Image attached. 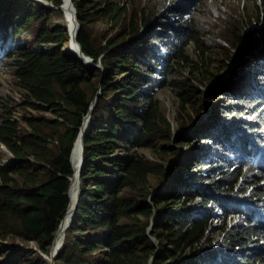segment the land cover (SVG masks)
Segmentation results:
<instances>
[{
	"label": "trees",
	"instance_id": "1",
	"mask_svg": "<svg viewBox=\"0 0 264 264\" xmlns=\"http://www.w3.org/2000/svg\"><path fill=\"white\" fill-rule=\"evenodd\" d=\"M49 1L55 7L0 0V51L22 52L15 76L27 102L57 113L53 120L24 115L31 127L24 132L11 115L0 123V139L19 157L0 168V240L11 241V251L0 247V264H50L30 241L50 254L71 202L72 148L100 87L84 139L82 195L56 264H264V0H253L256 19L244 7L245 19L224 11L222 28L189 16L199 0H159L156 11L133 13L128 0H73L77 40L105 73L67 53L64 0ZM215 33L226 44L214 42ZM45 42L54 45L41 49ZM219 49L223 62L214 71ZM160 68L157 86L152 75ZM168 86L182 109L196 110L179 123L184 149L163 143L175 131L156 89ZM167 175L164 192H154Z\"/></svg>",
	"mask_w": 264,
	"mask_h": 264
},
{
	"label": "rangeland",
	"instance_id": "2",
	"mask_svg": "<svg viewBox=\"0 0 264 264\" xmlns=\"http://www.w3.org/2000/svg\"><path fill=\"white\" fill-rule=\"evenodd\" d=\"M38 2H40V1H38ZM128 2H129V4H128V7H129L128 12L129 13H133L135 11H140L143 9H151V11H156V9L158 8L156 0H128ZM192 3H194V0H185V2H184V4H192ZM241 4H243V5H241ZM73 6L78 10V8L74 4V2L71 0H69L68 6L64 5V11H65L64 13H66L65 17L68 21L67 24H69L70 21L67 18L66 8H68V12H71V9ZM241 7H244V9L245 8L249 9L251 14L254 16V19H256L257 8L254 6L253 0H232L231 3H229L228 0H199L194 5L193 17H197L199 19L204 20L206 23H208L209 25H212L214 28H219V27L222 28L224 26L226 20H227V18H226L227 14L224 11L233 12V14L236 16L237 19H245L246 18L245 13L244 14L239 13V9ZM73 12H74V10H73ZM57 20H60V19L58 18ZM64 22L65 21L63 20V23ZM106 24H107V21H103V23H96L95 28L97 29V28L104 27ZM70 27H71V25H70ZM203 27H204V24L202 23V28ZM232 27H233V24L232 25H230V24L226 25V29L230 30V29H232ZM108 30H110V29H108ZM108 35H110V34H108ZM212 40L214 42L222 43L221 45L226 44V40L224 39V37L221 34L215 33ZM27 43L30 44V41H27ZM70 48H71L70 46L69 47L65 46V49H67V50H69ZM190 52L193 53L192 47L190 48ZM218 52H219V55H217L216 57H217V59H219L221 61H218L214 64V66H213L214 71H215L216 67L219 68V66L223 62V60H222L223 59L222 49H219ZM11 62H12V59L7 58V60L4 63V66L0 70V82H1L0 91L3 95L9 96V97H14L16 95L22 94L21 101L17 100L18 102L21 103L22 101H24L25 94H24V91H21V90L16 88V80H15V77L13 75L14 66ZM93 63L94 64H89V66H98L101 69L104 68L100 63H97L96 61H93ZM86 65H88V64H86ZM225 71H226V69L222 70L220 75H222L221 77L227 78L229 76V73H227ZM103 72H105L104 69H103ZM173 75L174 74H170L169 77L175 78V76H173ZM187 75L188 74L185 72V73H181L177 77L180 79H184ZM202 85H200V86L202 87ZM157 94L161 100L162 109L165 112V114L168 116L169 120L171 121V123L174 127V131H175L173 140L166 141L163 143H169L170 145H174L175 147H179L181 149H184L187 145L184 144L182 141L178 140V137H179V132H178L179 129L178 128L180 126L179 123H182V121H185V119L190 118V116L196 118L197 117L196 116V110L190 104H187L186 108L182 109L180 102H179V99L177 97V91H174L171 88V86H168L162 90H159ZM30 110H31V108L26 106L24 104V102H22L20 104V113L26 114ZM48 114L50 116H54L53 113H48ZM140 152L145 153L150 158L154 157L152 150L149 148H141ZM170 157H171V159L173 158L172 155H170ZM196 167H198V166H196ZM196 167H193L192 169L194 170ZM208 177H207V179H208ZM152 178H154V180H152L153 183L158 180V178H156L155 176H153ZM166 178H167V176H166ZM166 178L163 179L164 182H165ZM172 183L175 184L176 182H172ZM164 184H166V183H164ZM162 191H163V187L160 188V192H162ZM74 208H73L72 213L69 217L70 219L73 216ZM66 230H67V226L63 230L64 236L66 234ZM78 233H83V232L78 231ZM84 234H87V233L84 232ZM96 234L101 236L102 234H104V232L101 230H97ZM18 239H21V238L18 237ZM153 240L157 243V240L155 237H153ZM101 249H103V247ZM53 263L54 262H52V264ZM150 263H152V262L150 261Z\"/></svg>",
	"mask_w": 264,
	"mask_h": 264
},
{
	"label": "clouds",
	"instance_id": "3",
	"mask_svg": "<svg viewBox=\"0 0 264 264\" xmlns=\"http://www.w3.org/2000/svg\"><path fill=\"white\" fill-rule=\"evenodd\" d=\"M37 1H40V3H43V4H47L48 6H50L49 4H48V2L49 3H51L49 0H37ZM71 1H73V0H71ZM159 0H156V2H158ZM179 1H181V2H183V4H184V2H185V0H179ZM229 1V0H228ZM232 1V0H231ZM65 2H66V0H64V5H65ZM68 2H69V0H68ZM52 4V3H51ZM62 4V5H63ZM240 4V3H239ZM61 5V7L64 9V5L62 6ZM195 5V4H194ZM241 5H243V4H241ZM50 7H55L54 6V4H52ZM72 9L74 10V13H75V11H76V13H77V21H78V23L80 24V22H79V19H78V15H79V13H78V10L73 6L72 7ZM66 10H67V16H68V19H69V21L71 22L72 20L74 21V15L72 16L71 14H69V12H68V8H66ZM194 10V9H193ZM193 10H192V14H189V16H192L193 17ZM74 26H76L75 25V23L73 24V26L72 27H70V23L68 24V29H69V32H70V38H69V41H68V44H66V45H64V49H65V46H70L71 48H72V44L73 43H75L76 45H77V47H78V51H77V53L76 54H71L70 53V49L69 50H67V53L68 54H70V55H77L80 59H81V61L84 63V64H88V63H86V61L84 62V60L80 57V55H79V48H81V50L83 51V49H82V46H81V44H80V42L77 40V31L76 32H74V33H72L71 32V28L72 29H74ZM257 27H260V24H258V25H256ZM77 27V26H76ZM80 30H81V24H80ZM79 30V31H80ZM27 41H28V38H21L20 40H18V44L20 43V42H22V43H24V44H27ZM6 44V41H2V42H0V47L2 46H4ZM54 44L53 43H51V42H45V43H41V45H40V48L41 49H44V50H48V49H50L52 46H53ZM80 45V46H79ZM16 46H18V45H16ZM191 47H193V46H190L189 47V49L191 48ZM5 48H3L1 51H0V70L2 69V67L4 66V63H5V61L7 60V58H11L12 59V64H13V66H14V72H13V75H14V77H15V80H16V88L17 89H19V90H21V91H24V94H25V96H24V101H22V102H24V104L26 105V106H28V107H30L31 108V110L28 112V113H26V114H23V113H20V104L22 103H20V102H18V101H21V97H22V94H19V95H16V96H14V97H9V96H6V95H3L2 93H1V91H0V95L2 96V101L3 102H0V123L3 121V116L4 115H11L12 116V118L14 119V120H16L17 122H18V126H17V128H18V130H19V132H24L25 130H30L31 129V127H29L28 126V124H27V122L25 121V119H24V115H28V116H30V115H36V116H39L40 118H45V119H50V120H53V119H57L56 118V116H57V113L53 110V108L51 107V106H49V105H47L46 103L44 104V108L42 109V110H40V109H38V108H34L29 102H27V98H31L30 96H29V91H27V89L26 88H24L25 86H23V85H21V84H18V80H17V78H16V76H15V73H16V71L19 69V68H22L23 67V63L20 61L19 63H17V61H19V59H15V55H22V52L21 51H17V52H15L13 55H8V54H6L5 53V50H4ZM69 51V52H68ZM84 52V51H83ZM85 54V53H84ZM86 55V54H85ZM87 56H89V55H87ZM90 58H92V60L94 61V59H93V57H91V56H89ZM97 63H100L102 66H103V64L101 63V62H97ZM89 65V64H88ZM104 67V66H103ZM104 69V68H103ZM105 70V69H104ZM105 73V72H104ZM170 74H173V73H170ZM170 74H168L167 75V77L169 78V79H172V78H170L169 77V75ZM179 74H174L173 76H175V78H178L177 76H178ZM164 76H165V74H164V72H163V70H162V68H160L155 74H153L152 75V78L156 81V85L157 86H160L161 85V83H162V79L164 78ZM221 77V76H220ZM186 78V77H185ZM0 86H1V82H0ZM162 89H164V88H157L156 89V93H158V91L159 90H162ZM101 92H102V87H100V89H99V91H98V94H97V96H96V98L98 99V96L101 94ZM157 96H158V94H157ZM27 97V98H26ZM33 99V98H32ZM18 100V101H17ZM96 100V99H95ZM94 100V101H95ZM28 101H30V99L28 100ZM94 101L92 102V104H91V107H90V109H89V111H88V113L84 116V119H83V121H82V124H81V126H80V130H79V134L81 133V129H82V127H83V124H84V122H85V120H86V125H85V128H86V126H87V124H88V122H89V127H88V130L85 132V135L83 136L82 135V138H83V145H84V149L82 150V155H81V158H82V160H81V167H80V171H79V174H78V176H79V179H80V187H79V195H78V198H77V202H76V206H75V208H74V213H73V216H72V218L70 219V221H69V223L67 224V230H66V234H65V236H63V240H62V246L58 249V251H54L53 252V246L55 245V242H56V235H57V232H58V230H59V228H60V226H61V224L62 223H60V225H59V227H58V229H57V231H56V235H55V238H54V241H53V244H52V248H51V252H50V254H48V253H44V252H42L40 249H39V247H38V244H37V242L36 241H30V245H29V247H32L33 249H34V251L36 250L37 252H41L44 256H45V258H46V260H47V262H49L50 264H52V261L54 260V262H55V264H56V258H57V256H58V253L60 252V250L63 248V246H64V243H65V238H66V235H67V231H68V229H69V227L71 226V224H72V222H73V219H74V217H75V214H76V210H77V208H78V204H79V201H80V197H81V195H82V186H83V179H82V176H81V173H82V169H83V167H84V163H85V154H84V151H85V136H86V133L89 131V128H90V126H91V123H92V111L94 110V108H95V106L97 105V102H96V104H95V106L93 107V104H94ZM9 103V105L10 106H12V107H14V109H13V111H12V113H7V110L5 109V107L7 106V104ZM211 108H212V105L209 103L208 104ZM48 113H53L54 114V116H50ZM89 113H91V117H90V120H89V117H88V115H89ZM212 114V110L210 111V112H208L207 113V115L206 116H209V115H211ZM61 119H62V117H61ZM84 131H85V129H84ZM83 131V132H84ZM83 132H82V134H83ZM179 132V131H178ZM79 134H78V136H79ZM78 136H77V138H78ZM76 138V139H77ZM75 143H76V140H75V142H74V145H75ZM74 145H73V148H72V152H71V162H72V165H73V161H72V155H73V151H74ZM81 145H82V143H81ZM83 156H84V162H83ZM19 159V157L12 151V149H10V147L3 141V140H1L0 139V168L2 167V166H6V165H9V164H11L12 162H14V161H17ZM73 168H74V165H73ZM74 172H75V169H74ZM73 175H74V173H73ZM73 175L70 177V179H71V183H72V177H73ZM169 177V175H167V178H166V176L164 177V178H166V180H165V182L164 181H162V184L157 188V189H154V192H156V191H158V192H160V188H162L163 187V191L162 192H164V190H165V184L164 183H167V181H168V178ZM163 178V179H164ZM2 181H3V179H2V175H1V173H0V184L2 183ZM71 183H70V186H71ZM68 194H69V197H70V188H69V191H68ZM69 207H70V203H69V205H68V209H67V211L65 212V214H64V217H63V221H64V219H65V216H66V214H67V212H68V210H69ZM157 217H158V211L157 210H155V213H154V216H153V219H152V223H151V225H150V227H149V233H150V231L153 229V226H154V224H155V222H156V219H157ZM62 220H61V222H62ZM103 235V234H102ZM153 237L154 236H152V239H153ZM156 238V237H155ZM156 240H157V244H158V239L156 238ZM154 241V240H153ZM18 242L21 244V245H23V246H26V243L24 242V241H22V240H20V239H18ZM11 245V241L9 240V239H7V240H0V247L2 246V247H4L5 246V248H7L9 251H11V248H8V246H10ZM61 245V244H60ZM59 245V246H60ZM56 246V245H55ZM159 251H160V249H158ZM32 253H34V252H32ZM5 257V256H4ZM152 262V261H151ZM153 263V262H152ZM151 263V264H152Z\"/></svg>",
	"mask_w": 264,
	"mask_h": 264
},
{
	"label": "bare ground",
	"instance_id": "4",
	"mask_svg": "<svg viewBox=\"0 0 264 264\" xmlns=\"http://www.w3.org/2000/svg\"><path fill=\"white\" fill-rule=\"evenodd\" d=\"M65 5L68 6V0H66ZM69 13L73 16L74 15L73 9H71V12H69ZM73 24H74V21H72L71 27H72ZM76 28L77 27L74 26V30ZM71 46H72V48L70 49V52L77 53V51H78L77 45L75 43H73ZM83 60L86 61V62H89L90 58L87 55H85V56H83ZM85 125H86V120H85V122L83 124V127L81 129V133L79 135V138H78V141H77V144H76V147L74 149L75 173H74V175L72 177V183H71V186H70V197H71L70 208H69L68 213L65 216L64 221L62 222V224H61V226L59 228L60 230H58V232H57L56 242H55L56 246H59L61 244L62 240H63V236H64L63 230H64V228L67 226V224L70 221L69 217H70V215L72 213L73 208L76 205L77 198H78V195H79L80 179H79L78 174H79L80 167H81V160H82V158H81V155H82V145H81V143H82V135H83L82 132L85 129Z\"/></svg>",
	"mask_w": 264,
	"mask_h": 264
},
{
	"label": "water",
	"instance_id": "5",
	"mask_svg": "<svg viewBox=\"0 0 264 264\" xmlns=\"http://www.w3.org/2000/svg\"><path fill=\"white\" fill-rule=\"evenodd\" d=\"M48 4L51 6L52 4L51 3H49L48 2ZM74 23H75V25L77 26V28L74 30V29H72L71 28V32L72 33H74V32H76L77 31V33L79 32V30H80V24L78 23V21H77V13H76V11H75V13H74ZM80 46V45H79ZM79 55H80V57L83 59V56H85V54H84V52L81 50V48H79ZM89 57V56H88ZM90 58V57H89ZM85 62V61H84ZM86 63H88V64H94L93 63V60H92V58H90V61L89 62H86ZM96 102H97V98H96V100L94 101V104H93V107L95 106V104H96ZM88 117H89V120H90V117H91V113H89V115H88ZM88 127H89V122H88V124H87V126H86V128H85V131L83 132V136L85 135V132L88 130ZM84 149V145H83V138H82V150ZM83 162H84V156H83ZM62 222H63V220H62ZM61 222V223H62ZM62 246V242H61V245L60 246H53V252L55 251H58V249L60 248ZM52 262H54V260L52 261ZM53 264H55V262L53 263Z\"/></svg>",
	"mask_w": 264,
	"mask_h": 264
}]
</instances>
